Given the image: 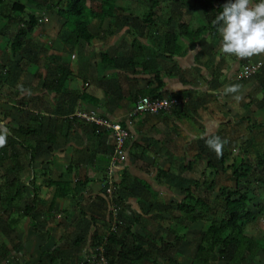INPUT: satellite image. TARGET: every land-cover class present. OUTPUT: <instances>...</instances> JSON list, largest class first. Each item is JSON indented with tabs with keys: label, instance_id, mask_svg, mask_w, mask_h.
<instances>
[{
	"label": "crops",
	"instance_id": "0c3cea01",
	"mask_svg": "<svg viewBox=\"0 0 264 264\" xmlns=\"http://www.w3.org/2000/svg\"><path fill=\"white\" fill-rule=\"evenodd\" d=\"M69 1L76 0H0V10L7 11L0 16V133L7 132L0 144V189L4 183L20 182L23 195L12 207L20 213L34 195L38 198L32 220H22L21 228L9 236L0 234V244L9 251L4 264H88L92 235L110 230L128 228L144 240L155 238L157 245L160 237L171 240L167 229L177 204L194 182L212 178L207 166L216 164L215 152L200 135L226 138L229 129L264 130V53L229 56L220 47L219 32L193 41L180 35V54L164 52L176 51L162 38L179 35L178 24L192 30L208 24L195 8L197 0H186L188 8L180 0H161L154 9L161 22L153 29L142 20L150 0H108L116 8L113 18L98 17L106 0H85L84 19L93 38L74 45L67 43L70 31L57 14ZM12 4L24 5L25 15L38 22L29 45L14 55L10 41L16 27L14 15L8 13ZM164 5H176V13L161 14ZM133 41L141 48L133 47ZM132 50L142 54L145 66L156 68L157 79L139 67H126ZM58 65L72 76L56 93L43 84L58 79ZM245 65L259 67L250 79L240 77ZM229 83L241 87L223 94ZM143 94L177 97L182 106L175 113L130 117ZM89 112L127 131L125 159L112 169L113 133L77 116ZM14 129L32 132L27 137L35 150L32 164L27 146L13 137ZM47 180L60 189L46 186ZM200 190L210 191L203 186ZM114 195L122 202H113ZM3 210L5 205H0Z\"/></svg>",
	"mask_w": 264,
	"mask_h": 264
},
{
	"label": "trees",
	"instance_id": "16d2710c",
	"mask_svg": "<svg viewBox=\"0 0 264 264\" xmlns=\"http://www.w3.org/2000/svg\"><path fill=\"white\" fill-rule=\"evenodd\" d=\"M160 1L150 0L149 11L142 19L149 29L159 26L161 22L154 12ZM84 2L85 0L69 1L65 8L59 7L57 11L58 16L65 19L64 25L70 31L66 41L71 45L79 41L89 43L93 38L88 31V21L84 19ZM225 2L226 0H197L195 8L209 19L208 24L201 25L196 30H192L186 25L178 24L179 35L167 36L165 34L162 38V42H166L165 45L172 46L174 44L176 51L172 52L169 49L164 52L170 56H174L175 52L180 54L178 44L180 35H183L188 41H193L202 34L216 36L218 26L214 23V20L216 15L222 11ZM9 8L8 13L14 15V25L16 27V33L10 41V50L12 55H14L15 52L21 50L25 45H29V35L36 29L38 22L33 16L25 15L24 5L12 4ZM2 9L0 10V16H6V7ZM101 9L98 14L100 18H113L116 12V8L108 0L103 2ZM133 42V47L141 48L139 47V42ZM162 50H164V47ZM140 56L142 58V54L139 55L138 50L135 52L132 50L127 55L126 67L135 71L140 69L139 71L141 72L145 70L149 74H154L157 79L158 71L156 68L145 66L146 61L140 60ZM102 60L107 59L103 57ZM110 60L113 62V59ZM136 67H139V69ZM57 71L59 73L58 79L51 83L45 82L43 84L44 89L59 93L64 84L71 79L72 74L66 66L58 65ZM157 83L159 86L161 85V82L157 81ZM141 97L159 98V96L150 94H143ZM175 99L178 98L176 97ZM179 108L176 107L170 112L175 113V110ZM257 127L261 128L263 125L257 124ZM30 134L32 132L28 129H14L12 132L13 137L19 141L21 147L26 148L27 146L26 150L30 155V163L32 164L35 159V150L27 144V137ZM254 152L256 154V162L253 166L247 164L241 158L234 159V162L228 167L224 166L226 156H221L217 164L209 163L207 168H209V174L212 178L194 182L193 189L187 190L184 200L177 204L176 212L173 214L172 222H170L167 229L171 240L160 237L157 245L154 239L153 241L144 240L142 237L132 233L128 228L125 230H110L106 235L94 233L90 242V253L93 261L91 260L88 264L96 263L100 256H103L108 264H178L177 259L180 255L177 248L184 241L189 227L198 222H204L205 228L190 264H211L213 262L222 264H253L259 254H264V238L255 240L246 234V230L249 225L257 221L259 215L264 214V205L257 204L254 196L250 195V191L247 188L243 189L242 183L245 184L246 182L244 183V181L254 176V170L264 174L263 147L260 148L255 145ZM219 166L221 169H219ZM227 169H232V185L218 188L219 195L214 201V205L204 195L195 196L194 193L199 191L202 186L204 191L211 190L216 184V180L213 177L218 175L219 172H226ZM158 182L161 183V181ZM262 184L264 187V183ZM19 185L20 182L13 180L9 183H4L2 185L3 189H0V205H5L7 209L6 211L3 210V212L0 211V234L3 236L7 233L9 236L17 227L21 228L22 220L31 218L32 213L35 211V205L38 200L37 194L34 195L30 203L26 204L22 213L12 208L14 205L17 207L18 201L21 200L20 198L23 195V187L21 188ZM45 185L56 186L60 189V184L49 180L45 181ZM66 194V191L59 192L55 196ZM112 200L116 204L122 202L115 195ZM216 209L222 213L219 219L215 217ZM31 227L34 231L37 230V225L33 222ZM145 247L147 251L144 249ZM158 253L162 255V259H159V256H153V254L159 255ZM8 254L9 251L6 245L0 244V261H4Z\"/></svg>",
	"mask_w": 264,
	"mask_h": 264
},
{
	"label": "rangeland",
	"instance_id": "374dc122",
	"mask_svg": "<svg viewBox=\"0 0 264 264\" xmlns=\"http://www.w3.org/2000/svg\"><path fill=\"white\" fill-rule=\"evenodd\" d=\"M191 1V0H188ZM175 2V1H173ZM183 2V7H190L186 3V0H180V3ZM177 3V1H176ZM172 9L170 6H162V10L160 11L161 14H164L165 16L171 15L172 11L176 13V5H172ZM178 9V8H177ZM40 45V44H39ZM41 45H44V49H46V44L41 43ZM41 55H44L41 53ZM231 131L229 134H226V140L227 143L224 146L223 153L226 155V165H231L235 159V156L240 157L243 161H245L247 164L255 165V152H254V146L257 145L260 148L263 147V155H264V130L262 129H229ZM229 135V137H228ZM263 157V156H262ZM218 156L215 153V161L214 163L217 164ZM228 167V166H227ZM255 167V166H254ZM226 168V167H225ZM219 169L220 166H219ZM213 173V171H212ZM254 176L249 178L248 180L244 181L245 184L242 183L243 189H248L250 191V195L254 196V199H256V203L264 205V174L261 173L258 170H254L253 172ZM232 176V169H227L226 172L221 173L219 172V176L216 177V184L213 187L212 190L209 192H204L203 190L196 191V195H204L213 205H214V199L219 194L218 188L221 185H228L231 186V177ZM183 199H181L182 201ZM214 200V201H213ZM22 209V208H21ZM6 211V210H5ZM222 213L220 210L216 209L215 217L216 219H219L221 217ZM205 228L204 222H198L196 224H193L191 226L188 234L185 237V240L179 244L178 246V253L179 257L177 259L178 264H190L191 258L193 257V254L195 253V249L199 243V240L201 238L203 229ZM246 234L248 236H251L255 240H262L264 238V214L259 215L258 219L255 223L249 225L246 230ZM157 235H159V232H157ZM155 239V238H154ZM264 240V239H263ZM159 254V253H158ZM13 257V256H12ZM159 259H162V255L159 254ZM0 264L2 261H0ZM211 264H222L219 262H213ZM253 264H264V254H260L254 261Z\"/></svg>",
	"mask_w": 264,
	"mask_h": 264
},
{
	"label": "clouds",
	"instance_id": "9594fccd",
	"mask_svg": "<svg viewBox=\"0 0 264 264\" xmlns=\"http://www.w3.org/2000/svg\"><path fill=\"white\" fill-rule=\"evenodd\" d=\"M214 23L218 26L220 47L225 54L244 58L264 53V0H226ZM240 87L238 83L226 84L223 94L236 93ZM6 135V131L0 133V144L6 141ZM199 138L205 139L217 156L223 154L225 138L207 133Z\"/></svg>",
	"mask_w": 264,
	"mask_h": 264
},
{
	"label": "built area",
	"instance_id": "2783aa9c",
	"mask_svg": "<svg viewBox=\"0 0 264 264\" xmlns=\"http://www.w3.org/2000/svg\"><path fill=\"white\" fill-rule=\"evenodd\" d=\"M258 69L259 67L255 65H245L240 70V77L242 79H250L257 73ZM181 106H182V101L179 99H175L173 97L160 98V99L141 97L136 102L129 116L133 117L134 115L137 114L156 115L164 112H170L174 108L176 107L178 108ZM77 116L86 122L93 123L99 127L100 126L103 127L106 130L112 131L114 138V150L112 152L110 169H112V166L115 165L117 161H124L125 159L124 144L128 137V134L127 131L124 128H122L121 125H119L118 123H111L106 120L99 119L96 117V115L93 112L78 113ZM100 253H101V249H100ZM93 264H108V263L103 256H100L98 261Z\"/></svg>",
	"mask_w": 264,
	"mask_h": 264
},
{
	"label": "bare ground",
	"instance_id": "6f19581e",
	"mask_svg": "<svg viewBox=\"0 0 264 264\" xmlns=\"http://www.w3.org/2000/svg\"><path fill=\"white\" fill-rule=\"evenodd\" d=\"M255 210V209H254Z\"/></svg>",
	"mask_w": 264,
	"mask_h": 264
}]
</instances>
